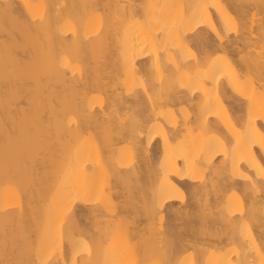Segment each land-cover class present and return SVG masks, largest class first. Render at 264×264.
<instances>
[{
  "label": "bare ground",
  "instance_id": "6f19581e",
  "mask_svg": "<svg viewBox=\"0 0 264 264\" xmlns=\"http://www.w3.org/2000/svg\"><path fill=\"white\" fill-rule=\"evenodd\" d=\"M0 264H264V0H0Z\"/></svg>",
  "mask_w": 264,
  "mask_h": 264
},
{
  "label": "rangeland",
  "instance_id": "374dc122",
  "mask_svg": "<svg viewBox=\"0 0 264 264\" xmlns=\"http://www.w3.org/2000/svg\"><path fill=\"white\" fill-rule=\"evenodd\" d=\"M260 12V11H259ZM259 12H257V13H259ZM255 13V12H254ZM256 15V14H255ZM261 17V16H259L258 14L256 15V19L258 20L259 18ZM254 19H255V17H254ZM232 59H236L235 61L237 62V60H238V57L237 56H232ZM177 206L179 205L178 203L176 204Z\"/></svg>",
  "mask_w": 264,
  "mask_h": 264
}]
</instances>
